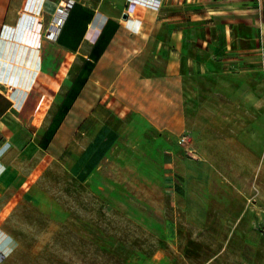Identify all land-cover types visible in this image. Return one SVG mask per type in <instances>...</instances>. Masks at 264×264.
Listing matches in <instances>:
<instances>
[{
    "label": "rangeland",
    "instance_id": "374dc122",
    "mask_svg": "<svg viewBox=\"0 0 264 264\" xmlns=\"http://www.w3.org/2000/svg\"><path fill=\"white\" fill-rule=\"evenodd\" d=\"M68 1L31 0L24 29L32 47L56 13L53 2ZM74 1L93 7L102 0ZM238 5L240 19L264 16V0ZM135 54L126 51L124 60L144 84L158 73L147 54ZM74 62L34 127L50 118L82 57ZM240 63L251 70L226 83L187 74L190 118L174 129L148 119L119 87L118 72L95 67L48 146L32 143L30 158L18 162L24 182L0 213V264H264V68L256 56ZM164 85L143 89L156 87L165 99ZM229 134L250 152H207Z\"/></svg>",
    "mask_w": 264,
    "mask_h": 264
},
{
    "label": "crops",
    "instance_id": "0c3cea01",
    "mask_svg": "<svg viewBox=\"0 0 264 264\" xmlns=\"http://www.w3.org/2000/svg\"><path fill=\"white\" fill-rule=\"evenodd\" d=\"M117 1L102 0L93 7L81 3L93 10V17L74 49V43L68 37L62 38V44L57 42V37L47 38L48 28L39 34L38 47H32L30 35L24 29L32 15L25 9L32 6L31 0H0V213L9 201L14 200L18 194L16 189L24 182L25 175L18 162L30 158L32 143L41 148L42 135L108 18L115 19L119 25L94 68L118 72L119 87L129 90V94L137 98L139 106L149 116L146 117L152 122L158 119L170 122L166 126L171 129L177 122L190 118L187 89L191 83L186 81L187 74L205 79L219 78L226 83L239 71L251 70L240 62L255 56L264 68V16L262 19L253 16L240 19L238 0ZM53 3L57 10L60 4ZM33 4V10L37 9L38 2ZM42 7L40 2L38 9ZM196 8L198 11L184 12ZM253 13L258 14L253 11L241 14L249 16ZM218 23L223 24L222 34L217 28ZM126 51L147 54L151 69L158 74L144 77L150 81L139 84L132 76L133 71L128 70L129 62L124 60ZM79 56L82 62L50 118L44 117V124L34 127L37 116L45 114L51 107V101L46 97L50 89L61 86L62 75L72 69ZM158 58H165L161 67H158ZM147 70L150 69L143 67L141 72ZM261 78L264 83V69ZM159 81L165 82L167 92L161 93L165 99L155 94L159 92L156 87L147 92L143 89L148 83L151 87L158 86ZM233 89L237 90L238 85ZM230 98L226 102L232 104L236 98ZM226 115H221L223 120L230 116ZM231 137L229 134L222 141L213 140L207 152L216 153L218 146L227 147L221 152L232 153L233 146L243 153L250 152L244 143Z\"/></svg>",
    "mask_w": 264,
    "mask_h": 264
},
{
    "label": "trees",
    "instance_id": "16d2710c",
    "mask_svg": "<svg viewBox=\"0 0 264 264\" xmlns=\"http://www.w3.org/2000/svg\"><path fill=\"white\" fill-rule=\"evenodd\" d=\"M92 17V9L82 5L79 2H73L69 8L65 22L56 38L57 42L62 44V38L68 37L74 43L72 47L75 49L76 45L82 39L87 24L91 21ZM118 25L119 24L115 19L108 18L102 26L90 49L88 58L84 59L78 73L73 78L71 85L65 93V96L61 101L56 113L54 114L50 124L40 139L39 146L42 149H45L48 146L60 122L70 109V106L72 105L75 98L78 96L88 75L94 69L96 61L107 48L108 43L118 28Z\"/></svg>",
    "mask_w": 264,
    "mask_h": 264
},
{
    "label": "built area",
    "instance_id": "2783aa9c",
    "mask_svg": "<svg viewBox=\"0 0 264 264\" xmlns=\"http://www.w3.org/2000/svg\"><path fill=\"white\" fill-rule=\"evenodd\" d=\"M68 13V2L57 7L56 13L50 21L46 37L55 39L63 26Z\"/></svg>",
    "mask_w": 264,
    "mask_h": 264
},
{
    "label": "water",
    "instance_id": "95a60500",
    "mask_svg": "<svg viewBox=\"0 0 264 264\" xmlns=\"http://www.w3.org/2000/svg\"><path fill=\"white\" fill-rule=\"evenodd\" d=\"M72 4V1H68V7H70ZM125 15V14H124ZM125 17V16H124Z\"/></svg>",
    "mask_w": 264,
    "mask_h": 264
}]
</instances>
